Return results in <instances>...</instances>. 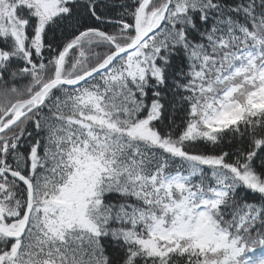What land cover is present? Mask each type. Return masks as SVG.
<instances>
[{"label":"snow or ice","instance_id":"snow-or-ice-1","mask_svg":"<svg viewBox=\"0 0 264 264\" xmlns=\"http://www.w3.org/2000/svg\"><path fill=\"white\" fill-rule=\"evenodd\" d=\"M0 264H264V0H0Z\"/></svg>","mask_w":264,"mask_h":264}]
</instances>
